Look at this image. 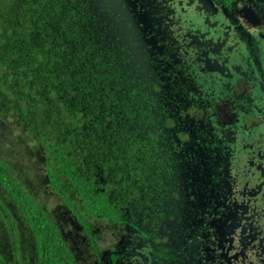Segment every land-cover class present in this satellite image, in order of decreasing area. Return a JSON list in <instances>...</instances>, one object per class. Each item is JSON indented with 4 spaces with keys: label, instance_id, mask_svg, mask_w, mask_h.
I'll list each match as a JSON object with an SVG mask.
<instances>
[{
    "label": "trees",
    "instance_id": "trees-1",
    "mask_svg": "<svg viewBox=\"0 0 264 264\" xmlns=\"http://www.w3.org/2000/svg\"><path fill=\"white\" fill-rule=\"evenodd\" d=\"M149 68L94 0H0V264L99 258L101 223L163 209L173 108Z\"/></svg>",
    "mask_w": 264,
    "mask_h": 264
},
{
    "label": "flooded vegetation",
    "instance_id": "flooded-vegetation-1",
    "mask_svg": "<svg viewBox=\"0 0 264 264\" xmlns=\"http://www.w3.org/2000/svg\"><path fill=\"white\" fill-rule=\"evenodd\" d=\"M94 2L173 108L163 209L94 264H264V0Z\"/></svg>",
    "mask_w": 264,
    "mask_h": 264
},
{
    "label": "rangeland",
    "instance_id": "rangeland-1",
    "mask_svg": "<svg viewBox=\"0 0 264 264\" xmlns=\"http://www.w3.org/2000/svg\"><path fill=\"white\" fill-rule=\"evenodd\" d=\"M7 120H8L7 125L9 129L13 131V129L16 127L14 126L13 122H9V121H12V119L8 118ZM4 134L9 135L7 131H4ZM8 147L9 146H6L5 149H7ZM0 148L3 150L2 147ZM15 150H16L15 154H18L20 147L16 148ZM13 158L15 159V156H13ZM41 201L43 205L47 208L48 212L51 214H53L54 211L57 209V205H60L58 199L48 194H44V196L41 198ZM54 216L61 218V215L59 214H56ZM88 222L93 223L94 221L93 219H89ZM59 223L63 225V228L65 229V231H69L73 228L71 222L69 221L66 224L62 223V221H59ZM117 235H118L117 231L112 229L110 225L107 226V224L104 222L100 224V231H99V235L97 239V247L99 248L100 253L102 251H107L112 248L113 244L117 241ZM70 248L72 252L74 253V255L76 256L77 254L81 253V250L77 247L72 246ZM83 255L84 256L80 255L81 256L80 264H91L92 262H94L95 256L91 252H85Z\"/></svg>",
    "mask_w": 264,
    "mask_h": 264
}]
</instances>
